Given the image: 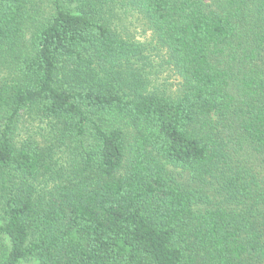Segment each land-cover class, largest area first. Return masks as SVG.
<instances>
[{
	"label": "trees",
	"instance_id": "16d2710c",
	"mask_svg": "<svg viewBox=\"0 0 264 264\" xmlns=\"http://www.w3.org/2000/svg\"><path fill=\"white\" fill-rule=\"evenodd\" d=\"M0 264H264V0H0Z\"/></svg>",
	"mask_w": 264,
	"mask_h": 264
}]
</instances>
